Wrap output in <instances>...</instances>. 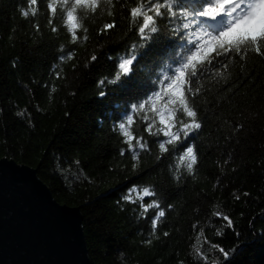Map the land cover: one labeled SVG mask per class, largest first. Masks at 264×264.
<instances>
[{
	"label": "trees",
	"instance_id": "trees-1",
	"mask_svg": "<svg viewBox=\"0 0 264 264\" xmlns=\"http://www.w3.org/2000/svg\"><path fill=\"white\" fill-rule=\"evenodd\" d=\"M123 3L113 0L86 16L88 38L80 30V41L72 44L59 19L51 31L47 0H38L37 15L28 18L21 15L28 0H0V156L34 166L57 200L79 205L91 264H205L193 247L201 232L199 246L210 260L264 264V56L234 57L227 70L221 68L222 76L199 78L200 92L189 96L202 123L194 140L199 163L189 175L176 167L182 148L156 159L158 138L146 131L143 112L130 111L151 90L156 69L174 58L175 42L157 46L165 49L163 56H143L127 87L97 86L102 78H114L119 55L139 43ZM113 20L117 26L101 33ZM73 50L72 59H58ZM93 54L98 59L90 62ZM101 90L107 92L103 98ZM125 114L133 115V136H143L151 148L138 161L113 127ZM133 186L154 188L156 197L143 203L156 199L166 210L155 234L156 209L141 217V201L129 192ZM126 195L136 202L123 200ZM215 212L229 216L233 228ZM214 244L230 252L226 261Z\"/></svg>",
	"mask_w": 264,
	"mask_h": 264
},
{
	"label": "snow or ice",
	"instance_id": "snow-or-ice-1",
	"mask_svg": "<svg viewBox=\"0 0 264 264\" xmlns=\"http://www.w3.org/2000/svg\"><path fill=\"white\" fill-rule=\"evenodd\" d=\"M112 4L113 0H47L48 23L53 25V21L59 19L71 34V43L78 44L81 39L78 36L80 30L85 33L83 39L88 38V29L83 25L84 18L102 11V5ZM28 5V10L21 9V15L25 18L30 15L35 17L39 7L38 0H28ZM121 7L129 11V31H132V27L135 28L139 43L134 42L126 55H119L114 78H102L97 82V86L120 83L122 87H127L133 81L143 56L152 51L163 56L165 49L157 46L166 41L175 42L178 50L174 58L164 61L162 66L156 69L148 82L151 90L143 99L131 103L130 111L143 112L142 120L148 121L146 131L150 136L158 138L155 142L160 155L156 159L159 161L165 154L171 155L182 148L176 167L179 169L182 166L189 175H193L199 163L194 140L202 129V123L197 107L189 96L200 92V88L195 85L201 76L209 73L222 76L221 68L227 70L228 62L234 57L238 56L243 60L249 52L264 56V0H135L134 6H129L125 0ZM107 15H114L111 7L108 8ZM116 26L113 20L112 23H105L100 31L106 34ZM36 28L39 31V25H36ZM51 31L56 32L57 27L53 25ZM63 50L64 46H61V51ZM73 55L74 50L69 51L67 56H59L58 59L70 60ZM97 59L93 54L90 62ZM98 95L103 98L107 92L101 90ZM17 115L23 116L24 113L18 112ZM133 122V115L125 114L113 127L118 128L125 138L132 159L138 161L141 152L148 153L151 148L149 141L143 136H133L130 131ZM124 151L121 149V155H124ZM75 163L79 164V161ZM135 166L134 164L133 167ZM129 192H136V199L141 201V217H144L149 209H156L151 223L152 234H155L161 218L166 216V210L156 199L151 203H143L145 197H156L154 188L148 186L138 191V186H133ZM122 199L136 202L131 195ZM172 207L173 205H167L168 209ZM214 215L222 217L229 229L233 228L234 222L229 216L220 212H215ZM216 234L222 235L220 231ZM164 235L167 236L168 233L165 232ZM236 235L239 237V233ZM201 237L203 232L199 233L197 243L193 245L197 253L196 259L205 264H220L219 258L210 260L208 255L201 252ZM145 243L150 244L151 240ZM211 247L218 250L223 260L228 259L230 252L224 247L215 244Z\"/></svg>",
	"mask_w": 264,
	"mask_h": 264
},
{
	"label": "water",
	"instance_id": "water-1",
	"mask_svg": "<svg viewBox=\"0 0 264 264\" xmlns=\"http://www.w3.org/2000/svg\"><path fill=\"white\" fill-rule=\"evenodd\" d=\"M81 220L34 166L0 156V264H91Z\"/></svg>",
	"mask_w": 264,
	"mask_h": 264
}]
</instances>
